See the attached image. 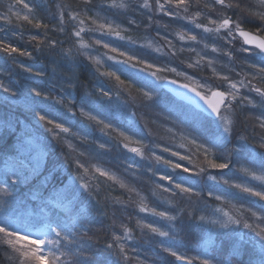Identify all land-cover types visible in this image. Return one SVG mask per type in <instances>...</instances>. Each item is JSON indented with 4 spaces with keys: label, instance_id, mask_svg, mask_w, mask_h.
Returning <instances> with one entry per match:
<instances>
[{
    "label": "rangeland",
    "instance_id": "374dc122",
    "mask_svg": "<svg viewBox=\"0 0 264 264\" xmlns=\"http://www.w3.org/2000/svg\"><path fill=\"white\" fill-rule=\"evenodd\" d=\"M35 1L42 6L45 1L49 2V6L52 4L49 10L52 15L55 14L59 24L66 27L71 21L73 22L72 30L69 31L71 35L66 37V34H63L64 36L58 39L60 41L57 44L61 50L64 47L67 50L66 57L70 56L73 60L67 70L72 73L84 68L86 63L90 64L92 70L88 81L79 86L80 95L77 96L76 107L70 108L72 114L75 110L78 120L72 123V132L75 136H79L82 142H67L72 151H78L83 157L86 156L84 159L81 157L85 163L82 162L83 167L76 164L75 174L68 173L70 177L61 189L66 185L67 188H73V185H76L82 189L84 184L82 181L89 186L87 189H92V185L93 187L98 185L92 180L99 182L93 177L101 176L107 182L119 186V189L128 193V198L108 199L112 205L117 204L119 210L125 211L121 213L123 216L120 217V222L125 223L126 228H137L141 234L149 232L155 236V239L148 236L144 239L146 246L142 248L141 253L142 261L146 264H178L176 258L169 251H165L166 248L199 264H202L204 259L212 260L213 264H240L239 256L233 255L231 249L241 248V246L252 249L259 258L253 264H259L262 249H264V236L257 233L264 229V223L260 221V217L264 216V200L243 191V188H251L253 192H264V147L261 146L264 144V128L261 127V121H264V98L253 90L256 87L263 89L264 86V79H261V74L258 72V68L264 65V55L254 51H241L242 44L237 35L229 43L226 36L227 30L216 31V24L212 23L216 21L218 24L225 16H233L235 20L240 15V11L222 7L216 3L210 5V1L209 4L204 2L198 5L197 2H203L201 0H185V5L179 8L175 0L172 3L159 0V3L164 5L163 10L158 9L157 0H98L105 20L100 19L92 24V16L89 17L87 14L89 6L85 2L87 0H80L77 6L71 5L72 0ZM61 1L69 8L72 6V15H65L67 7L64 4L61 5ZM146 2L148 6L144 7ZM237 2L238 0H225L226 5ZM204 4L213 11L207 12L206 6H202ZM63 6L66 8L64 9ZM242 6L250 7L253 12L264 11L260 0H243ZM30 9L31 11L15 4L9 7L15 15L19 13L21 17L29 16L28 21H23L25 24L34 19L37 21L34 14L35 6H30ZM61 12H63V20H61ZM169 13L174 14L169 15ZM77 14L78 19L71 18L70 21V17ZM241 15L242 24L244 22L256 28L261 26V22L255 17ZM128 21L131 24L136 21L137 28L140 29L136 40H133L131 36L122 35L123 29H127L125 26ZM101 25L105 27L101 28ZM93 29L98 35H93ZM78 30L81 31L79 39L74 35ZM116 32H119V36L115 35ZM31 34L37 35L33 31ZM192 36H195L196 40H191ZM123 37L126 40L132 39L131 47L117 42L118 38L124 39ZM105 44L108 45L107 48L104 47ZM44 47L43 44L42 48ZM113 48L117 51L113 52ZM121 53L126 55L121 56ZM111 56L117 59H109ZM128 56L136 57V60L129 61V65H137L135 69L117 63L119 60L127 59ZM149 65L151 67H148ZM106 72H114L115 75H104ZM152 72H156L160 79L152 76ZM116 76L120 77L119 81L116 80ZM225 76L229 81L236 83L239 90V96L232 101L231 110L225 113L232 121L233 131L228 137L229 143L225 144L221 150L213 148L215 155L209 158H219V162H228L225 159L228 153L225 152L229 151L232 157L230 156L231 163L228 168L212 169L207 167L203 150L198 149L192 140L195 139L198 144H204L207 147H214L212 138L217 133L215 118L206 116L200 111L196 113L192 109L193 106H188V103L182 100L179 101L164 89L163 84L167 79H173L192 85L201 93L210 95L216 89L229 91V82L223 79ZM89 78L94 81L90 82ZM123 78L125 80H122ZM241 81L251 87H240ZM89 83L94 85L92 93L88 89ZM101 89L109 92L110 95L101 96L99 91ZM117 92L119 95L116 94ZM145 92L151 94L150 99L145 97ZM95 94H99V97ZM244 97L247 99H243ZM36 106L39 108L37 104ZM51 112L58 113L53 109ZM85 113L91 114L96 119H90ZM50 116L55 118L53 115ZM26 117L29 121V116ZM101 120L104 121L103 124L98 123ZM105 124H110L112 127L105 128ZM239 137L244 138L239 139ZM95 140L100 145H104L99 156L92 151V141ZM125 144L128 147H124ZM133 148L138 149V152L131 151ZM43 156L42 161L37 157L36 162L39 163L37 165L46 164L49 158L62 167V162L59 163V160L53 156V158L51 155L45 157L43 154ZM185 156L191 159L182 160L181 157ZM167 161L171 163H166ZM176 163L182 164L183 167L174 169L172 165ZM201 167L206 169L204 173L199 172ZM184 168L191 170L185 172ZM209 175L216 176L217 180L226 179L230 184H240L242 187L238 189L222 182L216 183L208 179ZM165 176L172 177V180L164 179ZM177 183L183 187L196 189L201 192V197L189 198L175 187ZM87 189L84 188L85 191ZM96 190H100L99 187H96ZM208 191H213L222 199L217 201L214 197H208ZM73 192H68L67 200L74 201ZM175 199L180 201L185 199L186 206L189 210L194 209V213L188 214L181 209L176 210ZM130 203L132 208L129 206ZM141 207L155 210V212H168L175 216L182 215V217L169 221L153 214L152 211H141ZM65 212L74 223H84L89 220V218L84 219L87 216L85 210L76 211L68 205ZM252 213H256V216ZM185 215L188 217L187 220ZM201 216L204 217L203 220L199 219ZM229 216L241 220L242 223L221 227L220 223L227 222ZM175 221L181 224L185 222L186 225L178 227ZM213 221L218 223L214 224ZM245 222L251 224L252 228H245L243 226ZM147 224H152L162 231H168L169 235L159 236L151 232L146 227ZM0 226L3 225L0 224ZM46 226L48 229L44 228L43 237L30 238L56 241L55 244L41 245V248L46 253L53 251L59 256L64 248L59 241L61 232L55 231L56 227L50 224ZM3 227L10 231L14 228L12 225ZM90 227L112 228L108 227V224L97 223L95 217H92L88 228ZM177 228H182L185 236H182V231L180 233ZM127 230V238L131 239V230ZM4 239V234L0 233V243H3ZM111 239L112 258H115L111 264H125L123 261L129 260V256H126L124 251L120 252L119 246L123 243L115 238ZM3 245L4 249L0 252V264H20L22 258L19 254L8 245L4 243ZM69 246L70 243L64 249L66 254L74 252ZM157 246L161 250L156 249ZM76 253L78 254V251ZM72 257L76 255L73 254ZM86 259L92 261V258L86 257ZM78 261L76 260L75 264H80ZM67 263L62 258L59 261V264ZM44 264H48V261L45 260Z\"/></svg>",
    "mask_w": 264,
    "mask_h": 264
},
{
    "label": "trees",
    "instance_id": "16d2710c",
    "mask_svg": "<svg viewBox=\"0 0 264 264\" xmlns=\"http://www.w3.org/2000/svg\"><path fill=\"white\" fill-rule=\"evenodd\" d=\"M62 1L61 5L64 4ZM201 1L203 2H197V4L200 5L204 2L209 4V1L210 5L215 3V0ZM24 2L30 3V6H35L34 14L37 21L34 19L25 24L22 19H18L9 10L10 5L13 4L22 6L18 0H0V6H2L0 17L8 16L7 20L0 19V39H3L5 44L12 43L22 50L32 53L31 57H25L19 53L9 55L3 53L2 45H0V85H3L0 87V185L7 188V192H0V224L3 226L12 225L14 228L11 230L19 231L21 234L33 238L44 236V228L48 229L46 224L56 227L53 229L61 232L62 235L59 239L64 245H62L64 247L62 252L66 253L64 249L69 243L70 249L74 250V252L61 257L68 262L67 264H75L76 260H79L80 264H111L115 258H112L113 250L108 245L111 244V238L116 237H119L118 241L124 246L123 251L126 256H129V260L123 261L125 264H146L145 261H142L143 254L141 253L142 248L146 246L144 239L147 236L155 239V236L149 232L141 234L137 228H127L131 230V239L127 238L125 227H121L125 223L120 222V217L123 216L121 213L125 211L119 210L117 204L112 205V202L109 201L111 197L128 198V193L119 189V186L107 182L101 176H95L93 178L99 182L92 180L93 183L98 184L94 187L92 185V189L89 188L85 191L84 187L79 189L76 185H73V188H68V192L74 191L72 196L75 197L74 201L68 200V205L76 211H86L87 216L84 219L89 218V220L84 223L72 222L70 220L72 218L68 217L65 209L58 208L51 203L55 199V193L61 190L63 184L67 183L69 174H75L76 169L74 167L77 161L82 164L83 159L86 158V156L80 155L78 151H72L67 142H82V139L72 132V123H76L78 120L75 110L72 114L70 108L76 107L77 96L80 95L79 86L88 81L92 70L90 64L86 63V66L80 70H75L72 73L68 71V65L72 64L73 60L70 56L66 57L67 50L64 47L61 50L60 46L57 45L60 41L58 39L64 36L63 34H66V37L71 35L69 32L73 27L71 17V23L68 25L67 22L65 27L63 24H59L54 13L52 15L51 10H49L52 4L49 6V2H43V6L37 4L38 1L35 0H24ZM79 2L81 1L72 0L70 3L77 6ZM85 2L89 5L87 14L89 17L92 16V24H95V21L97 23V20L100 19L105 20L104 12L98 5V0ZM7 3H9L8 6H4ZM64 6L67 7L68 5L65 3ZM71 7L66 8L65 15H72ZM205 8L207 12L208 10L213 11L209 9V6ZM19 16L21 17V15ZM128 20L131 21L132 19ZM129 21L125 26L127 29H123L122 35L124 37L131 36L133 40H136L140 34V29L137 28L136 21L132 24ZM37 22L41 24V27L35 26ZM32 31L37 33L36 37L44 40V48L36 49L35 42L30 39L34 36L31 34ZM45 33H47V38H45ZM92 33L94 36L98 35L94 29ZM49 40L56 41V43L49 46ZM131 40L118 38L117 42L125 43L131 47ZM89 80L90 82L94 81L90 78ZM92 86L94 85L89 83L88 89L91 93ZM33 89L40 91L42 95L37 96ZM94 90L98 93L96 89ZM95 95L99 97V94ZM168 98L170 99V97ZM188 106L192 107L190 104ZM51 109L57 110L59 114L51 112ZM192 109L198 113L196 109ZM48 114L55 118L53 119ZM26 116H29V121ZM41 116H45L47 121H51V124L42 120ZM57 125H62L68 131L63 132L61 128L56 127ZM52 129H55V132ZM100 150L99 142L97 140L92 141V151L96 152L97 156L100 155ZM43 154L45 157L51 155L56 160L58 159L59 163L62 162V167L49 158L46 164L37 165L39 164L36 162L37 157L42 161ZM82 182L85 184V181ZM96 187H99L100 190H96ZM175 200L176 210L183 209L182 212L189 214L190 211L186 206L185 199L183 201ZM129 206L132 208L131 203ZM92 217H95L97 223L108 224V227L112 228H88ZM177 217H182V215ZM102 218L104 219L102 220ZM175 224L178 227L186 225L185 222L181 224L177 221ZM177 229L180 233L182 231V236H185L182 228ZM84 233L86 235H83ZM65 235L69 236L71 242L63 239ZM155 248L160 249L159 246ZM3 249V243H0V252ZM240 249L243 250L244 261L259 260L258 256L248 246H241ZM73 254L76 257L73 258ZM86 257L92 258V261Z\"/></svg>",
    "mask_w": 264,
    "mask_h": 264
},
{
    "label": "snow or ice",
    "instance_id": "6c2138e0",
    "mask_svg": "<svg viewBox=\"0 0 264 264\" xmlns=\"http://www.w3.org/2000/svg\"><path fill=\"white\" fill-rule=\"evenodd\" d=\"M18 2H19V4H22L23 9H29L31 11L30 5L28 3H25L24 0H18ZM172 2H173V0H167V3H172ZM215 3L222 6V7H226L229 9L235 8V9H238L240 11V15L237 16V18L235 20L229 16H225L224 18H222L220 20V22L218 24L216 21H212L213 24H216V31H219L221 29L227 30L226 36L229 39V43L232 42V38L235 36L236 33H238L239 37H241L243 39L244 45L253 46V48L242 47L240 49L241 51L248 52V51H253V50L258 49L259 51L264 52V35H262V34H264V11L253 12L250 7H243L242 6L243 0H238V2L235 4L229 3L227 5L225 4V0H215ZM175 4L179 8L180 6L185 5V0H175ZM260 4L262 6H264V0H260ZM147 6L148 5L146 2L144 7H147ZM157 7L159 10L164 9V5L160 4L159 0H157ZM186 10H187V8L185 7V11ZM173 14L174 13H169V15H173ZM241 14L253 16L261 22V26L255 30V33L251 32V31H246L244 29V27L242 26L243 24L241 23V19H242ZM60 15H61V20H63V12H61ZM16 16L18 19H22L23 21L29 20L28 15H24L23 17H20L19 13H16ZM71 18L72 19H78V14L73 15ZM0 19L7 20L8 16L0 17ZM81 23H82V21H81ZM35 26L41 27V24L39 22H37L35 24ZM100 27L104 28L105 25H101ZM197 27H201V25H197ZM206 30H208V29H206ZM74 35L76 38L79 39L81 37V31L80 30L76 31L74 33ZM115 35L119 36V32H116ZM45 38H47V33H45ZM30 39H31V41L35 42L36 49H40L44 44V40H41L36 36L30 37ZM190 39L196 40V37L192 36V37H190ZM55 43H56V41H51V40L48 41L49 46H52ZM97 43H99V41H97ZM0 45H2V51L5 54L10 55L12 53H19L20 55L25 56V57H31L32 56L31 52H29L27 50H22L21 48L13 45L12 43L5 44L3 39H0ZM104 47L107 48L108 45L105 44ZM68 51H70V50H68ZM112 51L116 52L117 49L113 48ZM83 54L88 55L87 53H83ZM124 55H126V54L121 53V56H124ZM229 55H231V53H229ZM109 59L116 60L117 58L115 56H111V57H109ZM132 60H136V57L135 56H128L127 59L119 60V61H117V63L128 65L129 67L135 69L137 67L136 64H130L129 65V61H132ZM139 63H142V61H139ZM191 66L192 65H190V67ZM148 67H151V65H149ZM252 67L255 68L256 66L252 65ZM28 71H31V69H28ZM172 71H175V69H172ZM258 72L261 74V79H264V67L258 68ZM104 75L114 76L115 73L114 72H106V73H104ZM151 75L154 76L156 79H160V77L157 75L156 72H152ZM223 79L225 81L229 82V91H214V92H212L213 99L206 101L208 104V107L211 109V112L215 115V123L217 126V133L212 138V144L214 145V147H207L204 144H198L195 139L192 140V143L195 144L198 149L203 150L207 167L212 168V169H226L229 167V164L231 163V160H230L231 152L230 151L228 152L227 156L225 157V159L228 162H219L218 159H216V158H209V156L215 155V153H213V148H216L217 150H221L224 148L225 144L229 143L228 137H230L232 135V131H233L232 121L229 120L228 116L225 115V113L231 110L232 101L236 100L237 97L239 96V90H238L237 84L229 81L227 76L223 77ZM116 80L119 81L120 77L116 76ZM172 83H176V81H172ZM0 87H3V85H0ZM181 87L188 88L189 86L187 84H184V85H181ZM240 87H251V85H246V84H244L243 81H241ZM5 90L7 91V89H5ZM253 90L258 95H260L262 98H264V89L256 87ZM99 91H100L101 96L108 97L110 95L109 92L103 91L102 89ZM191 91L196 92V89L192 88ZM33 92L37 96L42 95V93L40 91H37L36 89H33ZM116 94L119 95V92H117ZM197 94L199 95V93H197ZM144 95H145V97H148L149 99L151 98V94L148 92H145ZM243 99H247V98L244 97ZM249 103H251V101H249ZM81 112L83 113V109H81ZM85 115H89L90 119H93V120L96 119V117L91 116V114L85 113ZM41 119L47 121V118L45 116H41ZM47 123L51 124V121H47ZM98 123L103 124L104 121L101 120V121H98ZM56 127L61 128L63 132L68 131V129L64 128L62 125H57ZM104 127L105 128H111L112 126L110 124H105ZM261 127L264 128V121H261ZM52 131L55 132V129H52ZM121 135H123V133H121ZM243 138L244 137H239V139H243ZM261 146L264 147V144H262ZM100 147L103 148L104 145L101 144ZM124 147H128V145L125 144ZM131 151L138 152V149L133 148V149H131ZM166 151H167V149H166ZM173 155H178V153H173ZM181 159L182 160H190L191 158L185 156V157H181ZM166 163L170 164L171 162L167 161ZM77 164L79 165V167H83V165L79 164L78 161H77ZM172 167L174 169H180L183 166L180 163H176V164L172 165ZM183 170L185 172H188L191 169L184 168ZM205 170H206L205 168L201 167L199 169V172L204 173ZM97 171H99V169H97ZM104 175H107V173H104ZM164 179L171 181L172 177L165 176ZM208 179H210L216 183L222 182L223 184L228 185L229 187H235L238 189L242 187L240 184H230L229 181L226 179L217 180V177L214 175H209ZM83 187L85 189H87L89 186L87 184H84ZM122 187H123V185H122ZM175 187L177 189H180V191L182 193L186 194L189 198L195 197V198L199 199L201 197V192L197 191L196 189H194L192 187H183L179 183H177L175 185ZM243 191L248 192L250 194H253L257 197H260L262 200H264V192H261V191L253 192V190L251 188H243ZM0 192H7V188L3 185H0ZM67 194H68V188L66 186L64 189H61L55 193V199L52 200L51 203L58 208L67 209L68 203H69V201L67 200ZM207 196L208 197H214V199L217 201L222 199L221 196L216 195L213 191H208ZM141 211H152L153 214L158 215V216H160L166 220H169V221H174L176 219L175 215H170L168 212H155V210H150V209H147L144 207H141ZM181 211H184V210L181 209ZM189 211H190V214H193L195 210L190 209ZM224 215H228V214L224 213ZM252 215L256 216V213H252ZM199 219L203 220L204 217L201 216V217H199ZM260 221H261V223H264V216L260 217ZM138 223H139V221H138ZM213 223L215 224L218 222L213 221ZM241 223H242L241 220L233 219L231 216H229L228 221L224 222V223H220V226L221 227H227L230 224H241ZM243 226L245 228H252V225L249 223H246V222L243 223ZM121 227H125V226L121 225ZM146 227L148 229H150L151 232L156 233L159 236L167 237L169 235L168 231H162L160 228L154 227L152 224H147ZM127 231L128 230L125 227V232L127 233ZM0 233H3L5 236L3 243L8 245L9 247H11L16 253L19 254V257L22 258L20 264H44L45 260L48 261V264H59L60 258L64 255H66V253H64V252H60L59 256L53 251H49L46 253L41 248V245L55 244L56 241H54V240L32 239L28 235H21L19 231H10L9 229H7L3 226H0ZM257 234L264 236V229H262ZM83 235H86V233H84ZM63 239L71 242L69 236H67V235L63 236ZM115 239L118 240L119 237H116ZM108 247L111 248L112 245L109 244ZM123 250H124V246L120 245V252L122 253ZM165 251H169L171 253V255L179 261H185L186 260V257L184 255L178 254L176 251H174L170 248H166ZM231 252L233 255L239 256L240 264H253V261H251V260H249V261L243 260V250L242 249L233 247V249H231ZM189 264H191L190 261H189ZM202 264H213V261L210 259H204L202 261ZM259 264H264V249H262V255L260 257Z\"/></svg>",
    "mask_w": 264,
    "mask_h": 264
},
{
    "label": "water",
    "instance_id": "95a60500",
    "mask_svg": "<svg viewBox=\"0 0 264 264\" xmlns=\"http://www.w3.org/2000/svg\"><path fill=\"white\" fill-rule=\"evenodd\" d=\"M172 81H176V80L167 79L164 82L163 87L166 91L175 95L178 99L192 104L197 110L204 112L207 116L215 118V115L211 112V109L208 107V104L206 101L213 99L212 92L222 91V90L216 89L212 91L210 95H205L201 93L198 89L193 87L192 85L179 82V81H176V83H172ZM184 84H187L189 87L188 88L181 87V85H184ZM192 88H195L196 92H192L191 91ZM197 93H199V95ZM189 261L191 262V264H199L196 261H191L188 259H186L185 261L177 260L178 264H189Z\"/></svg>",
    "mask_w": 264,
    "mask_h": 264
},
{
    "label": "flooded vegetation",
    "instance_id": "af4514ba",
    "mask_svg": "<svg viewBox=\"0 0 264 264\" xmlns=\"http://www.w3.org/2000/svg\"><path fill=\"white\" fill-rule=\"evenodd\" d=\"M229 17H233V16H229ZM233 19V18H232ZM243 27H244V29L246 30V31H251V32H253V33H255V30L257 29L256 27H254L253 25H250V24H247V23H244L243 22V25H242ZM235 35H237V38H238V40L241 42V46L242 47H247V48H253V46H250V45H244L243 44V39L241 38V37H239V35H238V33H236ZM262 35H264V34H262ZM254 52H259V53H262L263 55H264V52H261V51H259L258 49L257 50H253ZM260 67H261V65H260ZM262 67H264V65L262 66ZM261 86H263V85H261ZM262 89V88H261ZM263 89H264V86H263ZM223 91V90H222ZM175 96V95H174ZM176 97V96H175ZM177 98V97H176ZM238 101H239V99H238ZM189 104V103H188ZM191 106H192V104H190Z\"/></svg>",
    "mask_w": 264,
    "mask_h": 264
}]
</instances>
